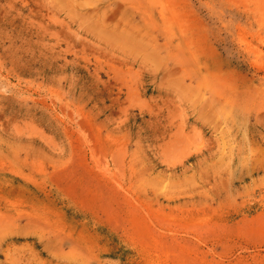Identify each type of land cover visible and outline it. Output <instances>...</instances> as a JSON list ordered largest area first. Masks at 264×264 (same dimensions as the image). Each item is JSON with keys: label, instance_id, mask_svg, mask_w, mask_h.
<instances>
[{"label": "rangeland", "instance_id": "1", "mask_svg": "<svg viewBox=\"0 0 264 264\" xmlns=\"http://www.w3.org/2000/svg\"><path fill=\"white\" fill-rule=\"evenodd\" d=\"M0 264H264V0H0Z\"/></svg>", "mask_w": 264, "mask_h": 264}]
</instances>
